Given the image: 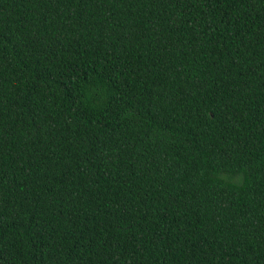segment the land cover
Returning a JSON list of instances; mask_svg holds the SVG:
<instances>
[{"label": "trees", "instance_id": "trees-1", "mask_svg": "<svg viewBox=\"0 0 264 264\" xmlns=\"http://www.w3.org/2000/svg\"><path fill=\"white\" fill-rule=\"evenodd\" d=\"M0 264H264V0H0Z\"/></svg>", "mask_w": 264, "mask_h": 264}]
</instances>
